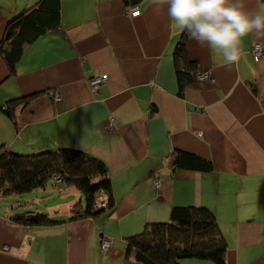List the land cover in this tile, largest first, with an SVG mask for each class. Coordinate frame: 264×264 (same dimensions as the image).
Segmentation results:
<instances>
[{
    "label": "crops",
    "instance_id": "obj_1",
    "mask_svg": "<svg viewBox=\"0 0 264 264\" xmlns=\"http://www.w3.org/2000/svg\"><path fill=\"white\" fill-rule=\"evenodd\" d=\"M39 1L0 0V41ZM246 3L264 9L261 0ZM138 7L131 16L123 0H62L60 26L25 49L14 76L0 57V154L87 152L107 164L116 202L111 214L72 221V207L84 201L72 187L52 181L33 192L41 194L0 197V264H139L126 259V239L167 222L176 206L215 213L228 242L226 264H264V56L257 64L252 54L256 44L264 48V36L246 37L231 65L190 39L188 56L199 69L180 98L174 55L184 31L166 10L155 14L154 0ZM100 76L108 79L95 94L89 81ZM34 94L14 121L3 112ZM174 150L212 162L214 171L173 173ZM34 199L61 223L14 222Z\"/></svg>",
    "mask_w": 264,
    "mask_h": 264
},
{
    "label": "trees",
    "instance_id": "obj_2",
    "mask_svg": "<svg viewBox=\"0 0 264 264\" xmlns=\"http://www.w3.org/2000/svg\"><path fill=\"white\" fill-rule=\"evenodd\" d=\"M144 0H123L130 8ZM264 3V0H261ZM62 19V0H40L13 19L0 41V57L9 75L17 66L25 49L38 39L57 29ZM186 31L174 55L178 96L183 98L187 86L193 83L199 65L189 59ZM37 94L11 100L3 112L12 121L16 109L26 107ZM173 173H212V162L195 154L174 150L169 158ZM60 180V181H59ZM76 189L84 198L71 211L72 221L97 220L116 209L112 179L107 164L93 155L77 149H59L32 155H20L4 149L0 154V197L31 194L45 189L50 182ZM160 181L161 180H155ZM106 197V201L104 198ZM24 204L23 200L18 202ZM14 222L28 227H47L61 221L46 214L28 211L17 215ZM126 259L139 264H182L186 260L226 264L228 242L215 213L204 206H176L167 222L146 224L144 230L126 239Z\"/></svg>",
    "mask_w": 264,
    "mask_h": 264
},
{
    "label": "clouds",
    "instance_id": "obj_3",
    "mask_svg": "<svg viewBox=\"0 0 264 264\" xmlns=\"http://www.w3.org/2000/svg\"><path fill=\"white\" fill-rule=\"evenodd\" d=\"M165 10L173 26L229 65L241 58L246 37L264 36V9L249 8L246 0H154L156 15Z\"/></svg>",
    "mask_w": 264,
    "mask_h": 264
},
{
    "label": "built area",
    "instance_id": "obj_4",
    "mask_svg": "<svg viewBox=\"0 0 264 264\" xmlns=\"http://www.w3.org/2000/svg\"><path fill=\"white\" fill-rule=\"evenodd\" d=\"M140 13L141 12H140V9H139L138 6L130 8V13L129 14L131 16H138V15H140ZM252 54H253V58H254L255 62L258 64L261 61V59L263 58V56H264V48H263V46L261 44H256L254 46ZM209 75H210L209 73L203 74V75L200 76L199 80L201 82H204ZM107 79H108V76L94 77V78L90 79L89 84H90V87H91L92 91L95 94H97L101 90V88L103 87V85L105 84ZM159 184H160V181H156L155 182V185H159ZM103 248H104V250H108L110 248V243L105 241L104 245H103Z\"/></svg>",
    "mask_w": 264,
    "mask_h": 264
},
{
    "label": "rangeland",
    "instance_id": "obj_5",
    "mask_svg": "<svg viewBox=\"0 0 264 264\" xmlns=\"http://www.w3.org/2000/svg\"><path fill=\"white\" fill-rule=\"evenodd\" d=\"M161 184H162V182H160L159 185H156V187L159 189L161 187ZM32 194H41V193H32ZM27 196H31V195H24L22 197H19V196L18 197L19 198H26ZM33 196H35V195H33ZM81 198L84 199L82 195L79 196V199H81ZM105 201L106 200H104L103 202H105ZM51 204H53V203H51L50 200L46 202V206H51ZM31 211H34V212L37 211V213H38V211H41V212L43 211V213H46L48 210L47 209H43L42 203L39 202L37 199H34L33 206L31 207Z\"/></svg>",
    "mask_w": 264,
    "mask_h": 264
}]
</instances>
